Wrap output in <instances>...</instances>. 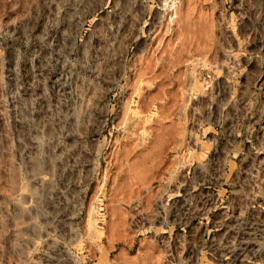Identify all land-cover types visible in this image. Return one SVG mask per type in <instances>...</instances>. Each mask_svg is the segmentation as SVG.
Wrapping results in <instances>:
<instances>
[{
	"label": "rangeland",
	"instance_id": "obj_1",
	"mask_svg": "<svg viewBox=\"0 0 264 264\" xmlns=\"http://www.w3.org/2000/svg\"><path fill=\"white\" fill-rule=\"evenodd\" d=\"M0 264H264V0H0Z\"/></svg>",
	"mask_w": 264,
	"mask_h": 264
},
{
	"label": "built area",
	"instance_id": "obj_2",
	"mask_svg": "<svg viewBox=\"0 0 264 264\" xmlns=\"http://www.w3.org/2000/svg\"><path fill=\"white\" fill-rule=\"evenodd\" d=\"M174 3L171 4V6L173 5Z\"/></svg>",
	"mask_w": 264,
	"mask_h": 264
}]
</instances>
